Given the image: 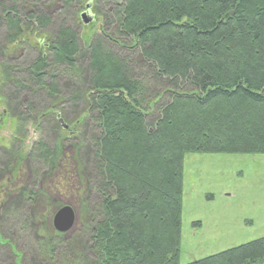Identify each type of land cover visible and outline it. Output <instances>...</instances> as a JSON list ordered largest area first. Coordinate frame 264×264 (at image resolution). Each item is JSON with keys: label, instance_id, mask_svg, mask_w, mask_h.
Masks as SVG:
<instances>
[{"label": "trees", "instance_id": "1", "mask_svg": "<svg viewBox=\"0 0 264 264\" xmlns=\"http://www.w3.org/2000/svg\"><path fill=\"white\" fill-rule=\"evenodd\" d=\"M110 1L109 24L127 42L103 28L84 47L70 23L72 0L0 1L1 121L21 103L14 141L28 122L45 132L53 120L55 135L1 157L0 173L12 178L28 160L32 180L14 204L0 182V264H180L185 155L264 154V0ZM74 8L76 25L80 4ZM57 14L59 27L47 32ZM114 43L136 53L116 52ZM22 91L29 97L19 102ZM44 98L49 103L38 106ZM68 102L99 130L84 139L91 177L105 195L100 207L77 216L84 252L72 257L52 224L62 204L48 214L35 209L45 195L41 169L58 164L69 138L60 122L71 120L63 112ZM25 241L36 258L32 247L21 248ZM187 264H264V236Z\"/></svg>", "mask_w": 264, "mask_h": 264}, {"label": "rangeland", "instance_id": "2", "mask_svg": "<svg viewBox=\"0 0 264 264\" xmlns=\"http://www.w3.org/2000/svg\"><path fill=\"white\" fill-rule=\"evenodd\" d=\"M86 2L87 0L83 3ZM83 3L78 11L79 14L84 9ZM113 5L110 0L109 2L95 0L93 7L95 17L88 24L83 23L82 18L77 16L75 25L74 16L71 17V26L79 34L81 46L84 47L92 38L103 35V28L105 34L111 35L115 40L127 42L117 34L114 25L109 24V18L113 16L115 7ZM58 16L60 14H57L54 23L46 28L47 32H53L59 27L62 18ZM2 33L0 31V42L3 40ZM118 45L114 43L111 48L116 52H122L123 55L136 53L135 49H125ZM127 45L130 43L128 42ZM83 60L86 64L87 59L82 58L81 62ZM141 69L139 67L137 71L142 77ZM17 96L19 102L29 97L24 91ZM164 100L162 96L160 101ZM47 103L49 99L44 98L38 102V106H46ZM69 103H65L63 108V112L68 111L71 114V120H64L68 126L64 135H68L69 138L63 142L62 158L58 164L48 171L41 169L38 188L45 195L36 198L35 209L42 215L54 211L56 204L70 205L74 208L75 223L65 233V241L59 245L62 253L66 251L68 256L72 257L84 252L79 233L85 229V223L77 216H81L84 208L92 210L100 207L105 195L99 190L98 181L91 177V161L87 153L91 143L90 140L84 139L87 137L91 139V136L98 134L99 130L93 120L90 119L89 124L82 121L84 109L81 106L78 108L79 105L76 104L71 108L68 106ZM4 108H7V105L3 100L0 102V115L7 111ZM8 111L9 114L2 121L0 120V161L4 154H10L9 150L20 148L25 152L40 138L47 139L50 143L54 140L55 135L52 130L54 121L51 120L46 124L45 132L38 130L35 124L26 123L25 132L23 131L19 141H14L18 134V117L25 116L23 114L26 107L20 103L14 109V114L10 109ZM77 115L80 119L76 123L78 126L73 123ZM46 120L50 119H43L45 123ZM22 135L25 137L22 138ZM76 146H79L78 155ZM27 161L23 162L17 178L9 177L6 172L0 173V182L8 187L6 203L11 200L10 202L14 204L18 199L17 191L31 183L32 171ZM182 183L180 264H187L264 236V154L187 153L183 163ZM46 197H50L49 200ZM5 207V205L0 206V220L3 218ZM27 246L28 249L32 247V257L36 258L39 255L38 249L29 246L26 241L21 248L26 251ZM87 256L92 257L93 254L89 252Z\"/></svg>", "mask_w": 264, "mask_h": 264}, {"label": "water", "instance_id": "3", "mask_svg": "<svg viewBox=\"0 0 264 264\" xmlns=\"http://www.w3.org/2000/svg\"><path fill=\"white\" fill-rule=\"evenodd\" d=\"M82 19L84 23L88 24L93 21V17H88V14H82ZM60 122L62 123L63 127L67 129V125L64 123V120L61 118ZM76 219V213L72 206L70 205H63L59 207L52 218V224L56 231L60 233L68 232L74 225Z\"/></svg>", "mask_w": 264, "mask_h": 264}, {"label": "flooded vegetation", "instance_id": "4", "mask_svg": "<svg viewBox=\"0 0 264 264\" xmlns=\"http://www.w3.org/2000/svg\"><path fill=\"white\" fill-rule=\"evenodd\" d=\"M2 1H4V0H2ZM5 1H8V0H5ZM83 2H85V0H72V16H74V10H75V8H74V5H75V3H79L80 4V8L82 7V3ZM108 2H109V0H108ZM94 3H95V0H87V2L86 3H83V7H84V9H83V11L82 12H80V14H79V12H78V16L79 17H81L82 18V14H85V13H87L88 14V17H95V15H94V13H93V7H94ZM85 4V5H84ZM80 8H79V10H80ZM78 10V11H79ZM80 18V19H81ZM83 20V19H82ZM94 20V19H93ZM84 23V22H83ZM1 118L2 117H0V120H1Z\"/></svg>", "mask_w": 264, "mask_h": 264}]
</instances>
